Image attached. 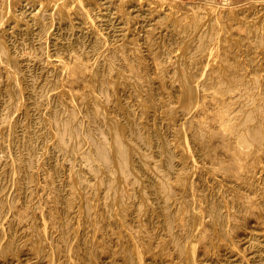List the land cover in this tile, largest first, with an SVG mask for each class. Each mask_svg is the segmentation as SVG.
<instances>
[{"label": "bare ground", "instance_id": "1", "mask_svg": "<svg viewBox=\"0 0 264 264\" xmlns=\"http://www.w3.org/2000/svg\"><path fill=\"white\" fill-rule=\"evenodd\" d=\"M2 1L0 264H264V6Z\"/></svg>", "mask_w": 264, "mask_h": 264}, {"label": "rangeland", "instance_id": "2", "mask_svg": "<svg viewBox=\"0 0 264 264\" xmlns=\"http://www.w3.org/2000/svg\"><path fill=\"white\" fill-rule=\"evenodd\" d=\"M6 1H9V0H6ZM11 1H13V3L14 2H19L20 3V0H10V2ZM204 1V2H203ZM221 0H214V1H212V0H157L156 2H158V3H162L165 7H167V8H170L171 10H174V12H179V13H185V12H188L187 14H190V15H192V14H194L195 15V13L197 12V6L200 8V10H199V8H198V11H200L198 14H200L203 10H207L208 8H209V10H219V8H221V10H227V11H231V12H236V13H242L243 11H246V8H248L247 10L249 11V10H253V7H262V6H264V0H255V2H254V0H222L223 2H225V3H223L222 1L220 2ZM251 1H253L252 3H251ZM257 1V2H256ZM261 1V2H260ZM2 0L0 1V4H2ZM201 2L203 3V4H201ZM206 2H208V3H206ZM211 2H213V4H211ZM217 3V4H215V3ZM226 2H228V3H226ZM177 4V5H176ZM184 4H186V5H184ZM187 4H192L191 5V8H193V9H191V8H189L188 6H190V5H188L187 6ZM199 4V5H198ZM71 5H75V3H73V4H71ZM184 5V6H183ZM201 5V6H200ZM211 5V6H210ZM213 5V6H212ZM222 5H224V6H222ZM226 5V6H225ZM183 6V7H182ZM194 6V7H193ZM202 6H203V8H202ZM215 6V7H214ZM228 6V7H227ZM233 6H235V7H233ZM244 6V7H243ZM253 6V7H252ZM72 7V6H71ZM175 9H174V8ZM181 7V8H180ZM186 7V8H185ZM230 7H231V9H230ZM241 7V8H240ZM181 9L180 11H179V9ZM188 8V9H187ZM194 8H195V10H194ZM201 8H202V11H201ZM236 8H237V10H236ZM239 8V9H238ZM244 8V9H243ZM73 9V8H72ZM178 9V10H177ZM185 9V10H184ZM176 10V11H175ZM184 10V11H183ZM194 10V11H193ZM243 10V11H242ZM191 11V12H190ZM237 11H239V12H237ZM193 12V13H192ZM25 18V17H24ZM24 20H27L26 18L24 19ZM104 32H105V30H103ZM47 43H46V46H47V48L50 50V46H48V42H49V40H47L46 41ZM49 45H50V43H49Z\"/></svg>", "mask_w": 264, "mask_h": 264}]
</instances>
